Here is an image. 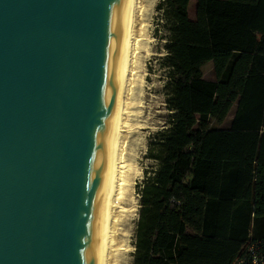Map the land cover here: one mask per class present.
Masks as SVG:
<instances>
[{
    "label": "water",
    "instance_id": "1",
    "mask_svg": "<svg viewBox=\"0 0 264 264\" xmlns=\"http://www.w3.org/2000/svg\"><path fill=\"white\" fill-rule=\"evenodd\" d=\"M130 0H0V264H99Z\"/></svg>",
    "mask_w": 264,
    "mask_h": 264
},
{
    "label": "trees",
    "instance_id": "2",
    "mask_svg": "<svg viewBox=\"0 0 264 264\" xmlns=\"http://www.w3.org/2000/svg\"><path fill=\"white\" fill-rule=\"evenodd\" d=\"M190 2L157 5L172 113L137 185L132 264H231L264 238V0Z\"/></svg>",
    "mask_w": 264,
    "mask_h": 264
},
{
    "label": "rangeland",
    "instance_id": "3",
    "mask_svg": "<svg viewBox=\"0 0 264 264\" xmlns=\"http://www.w3.org/2000/svg\"><path fill=\"white\" fill-rule=\"evenodd\" d=\"M139 1L140 9L135 24L137 41L132 53L135 59L131 65V79L134 81L131 80L129 86L130 102L124 115L127 127L124 129V141L121 146L122 158L129 172L122 182L121 193L117 195L118 206L114 208V243L117 247L116 251H112L110 264L133 262L134 232L139 209L137 185L142 182L146 172H152L156 167V163L147 158V149L156 132L169 127L172 113L167 106L169 77L168 68L163 61L166 55L163 45L169 31L162 21L161 12L157 9L161 0ZM194 4L195 0H191L190 17H194ZM203 77L216 79L211 62L203 67ZM234 110L235 106L222 123L214 126L228 128Z\"/></svg>",
    "mask_w": 264,
    "mask_h": 264
},
{
    "label": "bare ground",
    "instance_id": "4",
    "mask_svg": "<svg viewBox=\"0 0 264 264\" xmlns=\"http://www.w3.org/2000/svg\"><path fill=\"white\" fill-rule=\"evenodd\" d=\"M140 9L139 0L129 1V21L123 51V72L117 102L116 118H115V128H114V140L111 152V174L109 179V201L103 231V237L100 247L99 264H110V258L112 251H116L115 242V230L114 224L116 218L114 215V208L117 205V195L122 191V182L124 177H126L127 165L122 158L121 146L124 141L125 128L127 127L125 121V113L127 107H129L128 91L131 83L132 74V63L134 56H132L133 49L136 47V34H135V24L138 17V12ZM137 31V30H136ZM137 39V38H136ZM135 65V64H134ZM135 66L133 67V70ZM134 77V76H133ZM132 77V78H133ZM134 81V80H133ZM131 89V88H130ZM131 168V167H130Z\"/></svg>",
    "mask_w": 264,
    "mask_h": 264
},
{
    "label": "built area",
    "instance_id": "5",
    "mask_svg": "<svg viewBox=\"0 0 264 264\" xmlns=\"http://www.w3.org/2000/svg\"><path fill=\"white\" fill-rule=\"evenodd\" d=\"M231 264H264V238L250 241Z\"/></svg>",
    "mask_w": 264,
    "mask_h": 264
}]
</instances>
